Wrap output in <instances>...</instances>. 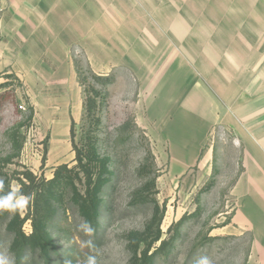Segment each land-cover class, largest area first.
<instances>
[{
	"label": "rangeland",
	"instance_id": "obj_1",
	"mask_svg": "<svg viewBox=\"0 0 264 264\" xmlns=\"http://www.w3.org/2000/svg\"><path fill=\"white\" fill-rule=\"evenodd\" d=\"M75 7L69 71L50 70L58 64L41 60L27 77L11 67L0 72L4 191L12 181L21 190L19 179L28 171L44 180L46 190L33 193L42 195L46 214L68 218L72 233L65 227L56 232L54 219L46 229L58 248L82 245L78 264L90 254L84 239L99 248V264H195L202 255L213 264H259L249 233L223 234L235 213L232 188L243 168L234 133L216 129L202 163L174 178L169 129L186 98L195 109L198 82L209 87L223 69H251L252 82L258 80L254 72H264V0H75ZM182 68L188 77L181 87L173 76ZM167 77L160 116L153 109L160 108ZM87 138L107 158L110 183L97 239L82 231L80 238L72 235L83 218L75 191L57 174L63 165H76L73 143L80 147ZM213 145L219 149L205 164ZM77 188L85 195V181ZM28 210L0 218V253L12 259L18 236L32 230Z\"/></svg>",
	"mask_w": 264,
	"mask_h": 264
},
{
	"label": "crops",
	"instance_id": "obj_2",
	"mask_svg": "<svg viewBox=\"0 0 264 264\" xmlns=\"http://www.w3.org/2000/svg\"><path fill=\"white\" fill-rule=\"evenodd\" d=\"M76 13L75 0H0V72L11 67L18 76L27 77L40 69L41 60L58 64L47 66L50 70L69 71L66 47L75 41ZM187 71L182 68L173 76L180 86L186 83ZM254 73L258 80L252 82L251 69L219 70L209 87L202 82L196 85L195 109L187 96L183 98L186 102L169 129L175 138L169 174L181 178L202 163V153L216 129L233 132L234 145L243 151V168L232 188L235 213L223 234L249 233L252 252L264 264V72ZM170 83L167 77L160 108L153 109L160 116ZM219 146H212L205 164Z\"/></svg>",
	"mask_w": 264,
	"mask_h": 264
},
{
	"label": "trees",
	"instance_id": "obj_3",
	"mask_svg": "<svg viewBox=\"0 0 264 264\" xmlns=\"http://www.w3.org/2000/svg\"><path fill=\"white\" fill-rule=\"evenodd\" d=\"M0 86H5V84ZM88 138L84 143H81L80 147L73 143L76 151V165L71 168L63 165L58 169L57 174L63 177L65 185L72 187L75 191L79 214L83 218V222L85 220L91 221L96 229L92 238L97 239L102 224L100 218L103 216L101 206L104 204V199L108 197L106 192L110 183L106 178V173L104 174L107 158L100 155L97 142ZM14 143L17 149H20L21 145H18V141L14 140ZM23 177L24 179H19L22 193L27 195L32 194L34 190H46L44 189L46 182L38 179L34 173L25 172ZM84 181L86 192L85 195L80 196L77 183L82 184ZM4 213L0 212V218ZM16 215L20 217V214ZM26 219L31 221L32 230L31 233L18 236L14 242V264H65L66 260H70L72 264H78L84 252L81 248L82 245L76 241L78 245L74 247L68 246L66 249L56 247L54 234L49 233L46 229L48 225L51 226L50 223L54 219L53 214L44 212L42 195L37 193L34 197L29 205ZM52 223L55 224L56 232L65 227L68 233H72V225L68 218L65 222L61 218L54 219ZM75 234H77L76 238L82 237L79 229H76L72 235ZM161 236L162 233L159 230L156 241H159ZM85 241L86 239L82 242Z\"/></svg>",
	"mask_w": 264,
	"mask_h": 264
},
{
	"label": "clouds",
	"instance_id": "obj_4",
	"mask_svg": "<svg viewBox=\"0 0 264 264\" xmlns=\"http://www.w3.org/2000/svg\"><path fill=\"white\" fill-rule=\"evenodd\" d=\"M35 194H24L20 190V186L16 181H12L9 190L4 191V180L0 178V212H8L9 214H22L34 200ZM86 236L92 237L95 235L96 229L91 221L85 220L78 226ZM90 249L83 264H99L98 256L100 255L99 248L93 243L91 239L84 242ZM0 264H14V260L3 253H0ZM65 264H72L70 260H66ZM195 264H213L210 256L202 255L197 258Z\"/></svg>",
	"mask_w": 264,
	"mask_h": 264
}]
</instances>
